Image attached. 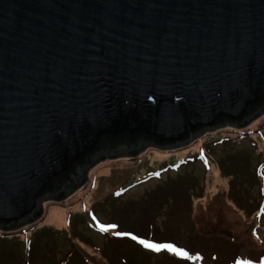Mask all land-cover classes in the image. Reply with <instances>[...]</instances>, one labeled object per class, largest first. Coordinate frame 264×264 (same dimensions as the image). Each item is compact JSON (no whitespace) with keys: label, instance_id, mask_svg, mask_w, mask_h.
Wrapping results in <instances>:
<instances>
[{"label":"water","instance_id":"1","mask_svg":"<svg viewBox=\"0 0 264 264\" xmlns=\"http://www.w3.org/2000/svg\"><path fill=\"white\" fill-rule=\"evenodd\" d=\"M264 114V0H0V231L109 158Z\"/></svg>","mask_w":264,"mask_h":264},{"label":"rangeland","instance_id":"2","mask_svg":"<svg viewBox=\"0 0 264 264\" xmlns=\"http://www.w3.org/2000/svg\"><path fill=\"white\" fill-rule=\"evenodd\" d=\"M248 126L249 133L245 135L244 130ZM248 126L240 130L227 127L223 128L227 130L211 135H206V132L191 144L178 148L181 150L169 154L149 147L157 150L131 158L102 160L89 170L87 182L67 199L61 203H44L41 225L45 231L52 229L64 235L65 230L69 233L73 231L71 221L73 224L81 220L83 224L80 228L84 229L87 241L91 244L97 241L101 243L104 233L116 231L114 228L105 230V227L103 233L97 230L101 228H95L96 225L104 227L101 222L112 218L110 224L118 227L120 221L126 220L123 211L131 210L133 206L139 209L148 206L154 210V215L164 206L159 204L163 202V194L174 204L169 205L165 217L159 216L156 223L149 221L144 226H148L160 240L167 237L179 239L183 234L179 239L180 245L173 248L187 255L166 248L157 250L147 247L144 251L140 245H132L128 254L132 262L163 264V260L175 255L187 259L188 264H216L219 257L224 264H264V114ZM170 178L173 181L169 188L154 192V187ZM176 182L178 187H175ZM107 198L111 199L113 205L108 216L95 210L96 204ZM147 198L149 205L146 204ZM191 200L194 206L187 220L189 207L186 204ZM103 209L108 211L107 203ZM34 230L32 228L23 232L21 245L15 248L16 253H27L28 246L42 238L40 235L34 236ZM197 233L207 239L204 242L207 250L199 246L197 241L185 238ZM61 238L58 237V242ZM82 239L86 243L83 236ZM77 240V248L85 250L84 255L90 264H110L98 254L97 247H87ZM218 240L226 248L220 252L217 251ZM187 241L195 244H186ZM43 242L45 244V240ZM228 242L235 246L228 247ZM52 244L47 242V245ZM68 244H71L70 241L61 242L66 247ZM6 249L12 254V246H6L4 250L0 244V257L6 256ZM199 249L202 252L196 253ZM50 251L54 252L53 247ZM252 252H263L260 263L250 261L254 254ZM12 257L14 259L13 254ZM171 260L185 262L175 258ZM165 261L169 263V259ZM14 264H17L16 260Z\"/></svg>","mask_w":264,"mask_h":264},{"label":"trees","instance_id":"3","mask_svg":"<svg viewBox=\"0 0 264 264\" xmlns=\"http://www.w3.org/2000/svg\"><path fill=\"white\" fill-rule=\"evenodd\" d=\"M234 129V128H233ZM250 127L248 126L245 130H244V134H248ZM224 130L227 129H219L216 131H210L207 132L206 135H211V134H216L219 132H223ZM240 130V129H238ZM205 135V136H206ZM150 150H157V149H148L145 152L141 153V154H146L148 151ZM181 149L178 150H161L158 149V151L163 152V153H172V152H176L179 151ZM142 156V155H141ZM131 158V157H128ZM134 158V157H133ZM173 178V177H172ZM172 178L167 179L166 182L162 181L161 183L158 184V186L154 187V192L157 191H162L165 190L167 188L170 187L171 182L173 181ZM175 187H178L177 182L175 183ZM179 187H182V185L179 184ZM163 197V202H160L159 204L164 205L162 210L159 212H156V214L153 215L154 210L148 206H144L142 209H139V207L133 206L131 208V210L126 209L124 212L125 214V218L126 220L120 222L117 224V226H113L112 224V218H109L106 220V222L102 221L101 223L103 225H105L104 227H101L99 225H96V229L97 228H101V229H97L100 232H103L102 229H115L116 233H104L103 236V241L101 243H99L98 241L96 243L91 244L90 242L87 241L86 236L84 235V229L80 228L81 225L83 224V222L80 221H75V223L71 224L73 221L70 222V227L73 229V231L71 233L67 232V230H65V234L62 235L61 233H57V231H51V230H46L44 229V226L41 225L42 221H43V215L33 224L18 230V231H14V232H3L0 231V236L3 238H0V244L1 247H10L12 246V254L14 255V259L12 257V254L10 251H8V249H6L7 251H5V255L8 256L6 258L5 257H0V264H14L15 260L17 262V264H90V262L88 261V259L86 258V256L84 255L85 250L84 249H78L77 247V243L76 240L79 237V240H77V242L79 244L85 245L87 247H91V248H98V254L106 259L110 264H146L145 261L143 262H132L129 259L128 254H130L131 252V248L132 245H140L141 249L146 251L147 248L144 244H141L140 241L141 240H145L147 241L149 244H159V245H172V246H179V239L183 236V234L181 236H179L177 238H173V237H167L166 239H157L155 234L152 233V230L148 227V226H144L145 223L149 222V221H153L156 223V219L159 216H164L165 217V212H167V208L169 207V205L174 204L173 201H171V199H169L168 197L164 196L162 194ZM55 202V201H54ZM56 203V202H55ZM61 203V202H59ZM107 203L109 206V209L107 212H105V210L103 209V205ZM146 204L149 205V198H147L146 200ZM56 205H60V204H56ZM187 208L189 207L188 211V217L187 220L190 219L191 216V212L193 211V206H194V202L193 200L189 201L187 204ZM112 201L111 199L107 198L105 201L96 204L95 206V210H99L104 214H107V216L109 215L108 212H110V209L112 208ZM154 206V205H153ZM152 206V207H153ZM186 211V212H187ZM186 212H181V214H186ZM153 215V216H152ZM72 219V218H71ZM76 219V217L74 218ZM116 220V218H113ZM79 220V219H76ZM41 227V228H39ZM32 228H35V234H33L34 236H42L41 239H36L33 241L32 244H30V246H28V252L27 253H20V255L18 253H16L15 248H17L19 245H21V241L23 239V232L26 230H31ZM39 228V229H37ZM37 230V231H36ZM100 232H98L99 234H101ZM32 233V232H31ZM62 237L60 239V241L58 242V237ZM82 236L85 238L86 243L83 241ZM5 237V238H4ZM133 237H136V239H133ZM9 238V239H8ZM187 240H195L199 243V246L204 247V250H207V247L204 246V242L207 240L204 236L200 235V234H195V235H187L185 237ZM45 240V244L44 241ZM70 241V245L68 244V246L66 247L65 245H61V242L63 241ZM155 240H158V242H156ZM49 243H53L52 245H47V242ZM88 243V244H87ZM189 243H193V242H186V244ZM195 244V243H193ZM17 245V246H16ZM229 246H235V244L228 242V247ZM53 247L54 252H51L50 249ZM70 248V250H69ZM222 249H226L224 245H222L221 240H218V246H217V251L220 252ZM202 250H197L196 253H201ZM254 254L251 255V262H258L260 263L261 260L263 259L261 255H263V252L259 253V252H252ZM16 256H19V258L17 259ZM166 258V257H165ZM172 258H175L176 260H181V261H185L184 263L181 262H177V261H173L171 260ZM169 259V263L165 260ZM165 260H163L162 262H164L163 264H188V260L185 258H182V256H175V255H170L169 258H167ZM216 264H224L223 261L220 259H218V261H216ZM236 264V263H235Z\"/></svg>","mask_w":264,"mask_h":264},{"label":"snow or ice","instance_id":"4","mask_svg":"<svg viewBox=\"0 0 264 264\" xmlns=\"http://www.w3.org/2000/svg\"><path fill=\"white\" fill-rule=\"evenodd\" d=\"M133 239H136V237H133ZM140 243L144 244L146 247H149V248H153V249H157V250H159L160 248H166V249H169V250H173V251L177 252L178 254L185 255V256L187 255V253L180 252L179 249H174L172 245L149 244L145 240H141Z\"/></svg>","mask_w":264,"mask_h":264},{"label":"bare ground","instance_id":"5","mask_svg":"<svg viewBox=\"0 0 264 264\" xmlns=\"http://www.w3.org/2000/svg\"><path fill=\"white\" fill-rule=\"evenodd\" d=\"M244 129V128H243Z\"/></svg>","mask_w":264,"mask_h":264}]
</instances>
